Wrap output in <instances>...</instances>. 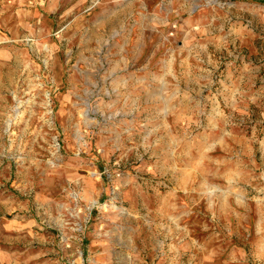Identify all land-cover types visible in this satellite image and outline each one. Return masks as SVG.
Wrapping results in <instances>:
<instances>
[{
  "label": "rangeland",
  "instance_id": "rangeland-1",
  "mask_svg": "<svg viewBox=\"0 0 264 264\" xmlns=\"http://www.w3.org/2000/svg\"><path fill=\"white\" fill-rule=\"evenodd\" d=\"M262 153L264 0H0V264H264Z\"/></svg>",
  "mask_w": 264,
  "mask_h": 264
},
{
  "label": "crops",
  "instance_id": "crops-1",
  "mask_svg": "<svg viewBox=\"0 0 264 264\" xmlns=\"http://www.w3.org/2000/svg\"><path fill=\"white\" fill-rule=\"evenodd\" d=\"M185 24H189L191 28H194L193 25H192V22L191 20H185ZM208 32V30L204 29L202 31L203 34H206ZM188 37H190L192 39V37L190 36V34L188 35ZM219 40H220V37H219ZM190 44V43H188ZM202 45V44H201ZM220 45H218L219 47ZM174 63H171V69L173 68H177V66L175 65L174 67ZM196 65H191L190 64V61H189V64L187 63V65H184L182 66L183 68H186V69H189L190 67H195ZM186 85L185 88L188 90V101L190 100H194L195 97L193 96L194 94H191L189 93V86H190V83H184ZM213 110V109H212ZM210 113H212L210 111ZM210 117H212L210 114H209ZM211 120V119H210ZM246 146H248V143L245 144ZM243 148H244V145H243ZM203 146L202 145H199L198 143L194 142V143H191V147L188 149L187 147H184V154L187 156H189L190 154V159H193L194 158V153H196V157H197V153L200 151L202 152L203 151ZM247 150V149H246ZM191 152V153H190ZM264 155V153H262ZM219 164V163H218ZM219 178L220 181H222L223 183H226V184H239V183H249V187H247V189H252L256 192H263L264 191V174H261V175H256L255 179L257 180V182H251L252 180H254L253 176H249V177H244L242 175V172L236 170V169H231L228 173H225V174H222V173H217V174H213V179H215L214 181H216L217 179L216 178ZM193 179H190V180H186V181H182V180H179V186L182 187L183 189L188 186V188H193V186L195 185L196 183V178L195 177H192ZM218 179V180H219ZM213 182L211 179L208 180V179H203L202 182L199 184L200 187H204V191L207 190L205 189L206 188V184H204L203 182ZM237 186V185H236ZM233 187L229 188L228 186V191L230 190L231 192L233 191ZM239 191H242V188L239 187L238 188ZM202 191V190H200ZM229 193V192H228ZM230 201V200H229ZM223 205V203H220V206L219 208ZM232 207V208H231ZM230 207V202H229V211H230V218H233L234 220H241V219H245L244 216H241L239 214V212H237L236 210H234V206L232 205ZM218 208V206H217ZM257 216H260V217H263L264 216V211H261V213ZM259 217V218H260ZM236 225H239V222H236ZM262 231V230H261Z\"/></svg>",
  "mask_w": 264,
  "mask_h": 264
}]
</instances>
